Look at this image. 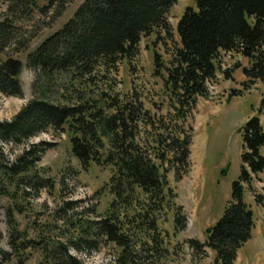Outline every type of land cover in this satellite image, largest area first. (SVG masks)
Segmentation results:
<instances>
[{
  "label": "trees",
  "instance_id": "1",
  "mask_svg": "<svg viewBox=\"0 0 264 264\" xmlns=\"http://www.w3.org/2000/svg\"><path fill=\"white\" fill-rule=\"evenodd\" d=\"M177 1L85 0L61 29L28 54L27 67L34 74L32 98L12 120L0 122V143L26 147L13 160L0 149L1 193L10 196L15 189L23 197L34 198L55 187L54 180L38 169L53 144H27L51 130L61 132L67 127L72 154L83 168L97 163L113 169L107 184L113 200L105 216L79 226L77 236L66 241L51 247L37 244L44 255L42 264H86L71 251L91 256L106 243L120 249L108 264H145L154 255L145 256L143 251L160 255L161 241L156 236L160 218L173 212L176 234L188 226L186 209L178 203L168 176L173 173L179 183L192 170L195 128L190 121L195 118L198 99L211 97L209 86L217 80L221 53L235 52L249 61L242 69L247 88L258 81L264 84V0H195L196 8H187L177 24L180 46L169 66L159 54L155 56L156 73L165 70L167 74L164 88L173 112L152 117L139 97L124 105L115 100L109 112L100 100L76 91L101 73L116 69L122 60L134 59L143 37L157 29L171 34L168 14ZM71 2L0 0L2 96L23 99L25 95L20 79L23 63L12 56L3 58L14 45L23 46L20 24L37 12L53 13L57 19ZM226 77L230 78L228 72ZM259 113L264 115V92ZM241 134V173L232 184L223 216L207 230L204 243H188L194 252H214V264H235L255 228L254 213L244 195L253 179L264 173L261 120L249 119ZM255 201L264 206L262 197L256 195ZM81 203H67L65 210H75ZM8 216V226L18 242L13 213ZM147 235L150 248L143 240ZM30 243L20 247L11 240L19 253ZM4 258L8 261V254Z\"/></svg>",
  "mask_w": 264,
  "mask_h": 264
},
{
  "label": "rangeland",
  "instance_id": "2",
  "mask_svg": "<svg viewBox=\"0 0 264 264\" xmlns=\"http://www.w3.org/2000/svg\"><path fill=\"white\" fill-rule=\"evenodd\" d=\"M84 1L72 0L57 19L53 13L45 16L37 12L33 19L20 24L23 46L14 45L3 58L12 56L23 63L20 79L25 95L19 99L0 94V122L12 120L32 98L34 74L27 67L28 54L61 29ZM189 7L196 8L195 0H178L168 14L171 34L157 29L143 37L134 59L122 60L116 69L101 73L97 80L82 88L78 85L80 88L77 87L76 91L100 100L109 112L113 111L111 105L115 100L124 105L136 97L141 99L152 117H165L173 112L172 101L164 88L167 74L165 70H160L161 75L156 73L155 56L159 54L163 63L169 66L172 54L180 46L177 24ZM217 64V80L209 86L211 97L198 99L195 118L190 121L195 128L191 148L192 170L179 183L174 181L173 173L168 176L170 186L178 194V203L186 209L188 226L176 234L173 212L162 216L156 231L162 250L160 255L143 251L145 256L154 255L146 259L145 264H214V252L209 249L194 252L188 243L190 240L205 242L207 230L223 216L231 199L232 184L241 173L242 128L253 117H258L264 128V115L259 113L264 84L258 81L249 88L245 85L247 80L242 69L248 66L249 61L238 53L222 52ZM227 72L230 78L226 77ZM236 92L238 94L234 95ZM41 142H50L53 147L43 155L38 169L54 180L55 187L43 190L34 198L23 197L15 189L10 196H5L0 190V264H19L21 261L24 264H42L44 255L37 244H49L51 247L58 241L77 236V228L105 216L113 200L107 188L113 169L97 163L83 168L72 154L67 127L61 132L51 130L41 134L27 144ZM25 147L0 143V149L11 160ZM256 195L264 201V173L254 178L246 188L244 201L250 204L257 226L252 238L240 250L235 264H264V206L256 203ZM79 201L82 203L75 210H65L67 203ZM11 212L18 242L8 226V214ZM11 240L20 247L31 242L30 247L19 253L12 248ZM143 240L146 248L152 246L149 235ZM119 252L120 249L112 243L104 244L91 256L71 251L86 264H108L116 259ZM5 254H8V261Z\"/></svg>",
  "mask_w": 264,
  "mask_h": 264
},
{
  "label": "crops",
  "instance_id": "3",
  "mask_svg": "<svg viewBox=\"0 0 264 264\" xmlns=\"http://www.w3.org/2000/svg\"><path fill=\"white\" fill-rule=\"evenodd\" d=\"M246 67V66H245ZM249 206H250V204H248ZM258 206V205H257ZM250 208H251V206H250ZM252 209V208H251ZM253 211V210H252ZM256 226H257V222L255 221V228H254V230H253V232H252V234L254 233V231H255V229H256ZM241 250V249H240ZM240 250H239V252H240ZM239 252H238V257H239ZM238 257H237V259H238Z\"/></svg>",
  "mask_w": 264,
  "mask_h": 264
}]
</instances>
